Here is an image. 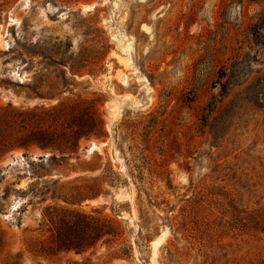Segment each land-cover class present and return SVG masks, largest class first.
Wrapping results in <instances>:
<instances>
[{"label": "rangeland", "instance_id": "374dc122", "mask_svg": "<svg viewBox=\"0 0 264 264\" xmlns=\"http://www.w3.org/2000/svg\"><path fill=\"white\" fill-rule=\"evenodd\" d=\"M2 113L69 143L1 153L0 264H264V0H0Z\"/></svg>", "mask_w": 264, "mask_h": 264}, {"label": "trees", "instance_id": "16d2710c", "mask_svg": "<svg viewBox=\"0 0 264 264\" xmlns=\"http://www.w3.org/2000/svg\"><path fill=\"white\" fill-rule=\"evenodd\" d=\"M91 112L92 117L88 118V110L86 108L79 111L78 137L101 134L104 122L94 107ZM22 116L23 114H18V118ZM34 117L35 115L27 113L20 121V125L17 127L16 132L11 130V132L8 133L9 122L7 116L3 113L0 114V155L4 150L13 147L27 148L33 145L41 147L42 149L52 146L61 147V141L65 140L62 138V135L55 133V131H49L48 129L40 127L27 131L24 122L26 120L30 121ZM65 143L69 142L65 141ZM44 159V156L39 157L40 162ZM50 159L55 160V156H50ZM44 189H47V187L45 186ZM19 210L18 212L20 213L24 212L23 207ZM91 220L93 219L84 216H77L71 221L62 220L56 227L55 237L53 239L56 249L59 251H81L94 245L101 237L113 233V230L108 228L107 225H99L96 220L93 221L92 228H89ZM261 221L263 222V227L261 228L258 226L259 224H255L254 222L255 229L261 228V230H264V220L261 218ZM1 247L2 241L0 236V249Z\"/></svg>", "mask_w": 264, "mask_h": 264}, {"label": "bare ground", "instance_id": "6f19581e", "mask_svg": "<svg viewBox=\"0 0 264 264\" xmlns=\"http://www.w3.org/2000/svg\"><path fill=\"white\" fill-rule=\"evenodd\" d=\"M164 238V234H162L155 242V246H157V244H159Z\"/></svg>", "mask_w": 264, "mask_h": 264}]
</instances>
